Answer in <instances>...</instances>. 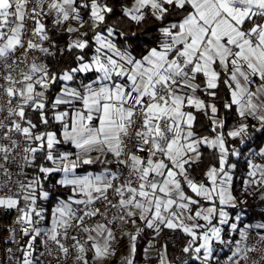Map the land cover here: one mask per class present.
Here are the masks:
<instances>
[{
  "label": "snow or ice",
  "instance_id": "snow-or-ice-1",
  "mask_svg": "<svg viewBox=\"0 0 264 264\" xmlns=\"http://www.w3.org/2000/svg\"><path fill=\"white\" fill-rule=\"evenodd\" d=\"M13 212L0 264H264V0H0Z\"/></svg>",
  "mask_w": 264,
  "mask_h": 264
},
{
  "label": "built area",
  "instance_id": "built-area-1",
  "mask_svg": "<svg viewBox=\"0 0 264 264\" xmlns=\"http://www.w3.org/2000/svg\"><path fill=\"white\" fill-rule=\"evenodd\" d=\"M16 213H11L10 216H3L0 214V238H4L7 236V233L3 231L8 225L11 224L12 220L15 218ZM3 248V245L0 244V249Z\"/></svg>",
  "mask_w": 264,
  "mask_h": 264
},
{
  "label": "trees",
  "instance_id": "trees-1",
  "mask_svg": "<svg viewBox=\"0 0 264 264\" xmlns=\"http://www.w3.org/2000/svg\"><path fill=\"white\" fill-rule=\"evenodd\" d=\"M179 243H182V241ZM172 251H173V254H178L179 249L178 247H176V248H173Z\"/></svg>",
  "mask_w": 264,
  "mask_h": 264
}]
</instances>
